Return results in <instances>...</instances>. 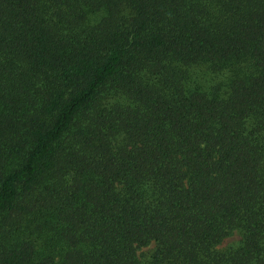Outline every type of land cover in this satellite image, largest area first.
Segmentation results:
<instances>
[{
    "label": "trees",
    "instance_id": "16d2710c",
    "mask_svg": "<svg viewBox=\"0 0 264 264\" xmlns=\"http://www.w3.org/2000/svg\"><path fill=\"white\" fill-rule=\"evenodd\" d=\"M0 264H264V0H0Z\"/></svg>",
    "mask_w": 264,
    "mask_h": 264
},
{
    "label": "rangeland",
    "instance_id": "374dc122",
    "mask_svg": "<svg viewBox=\"0 0 264 264\" xmlns=\"http://www.w3.org/2000/svg\"><path fill=\"white\" fill-rule=\"evenodd\" d=\"M238 237H237V235L236 234H233V235H231V236H229V237H226L225 239H223L222 240V242L220 243V247H222V246H225L227 243H229L230 241H232V240H235V239H237Z\"/></svg>",
    "mask_w": 264,
    "mask_h": 264
}]
</instances>
